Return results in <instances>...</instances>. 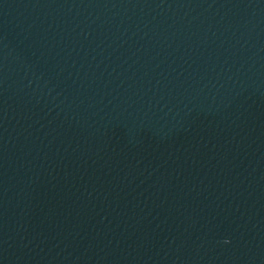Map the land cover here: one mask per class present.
<instances>
[{
	"label": "water",
	"instance_id": "95a60500",
	"mask_svg": "<svg viewBox=\"0 0 264 264\" xmlns=\"http://www.w3.org/2000/svg\"><path fill=\"white\" fill-rule=\"evenodd\" d=\"M0 264H264V0H0Z\"/></svg>",
	"mask_w": 264,
	"mask_h": 264
}]
</instances>
